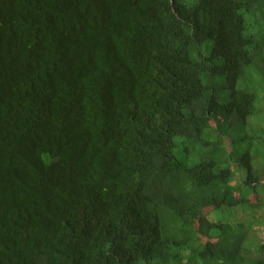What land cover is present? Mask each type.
I'll list each match as a JSON object with an SVG mask.
<instances>
[{"label": "trees", "instance_id": "16d2710c", "mask_svg": "<svg viewBox=\"0 0 264 264\" xmlns=\"http://www.w3.org/2000/svg\"><path fill=\"white\" fill-rule=\"evenodd\" d=\"M245 127L264 0H0V264H264Z\"/></svg>", "mask_w": 264, "mask_h": 264}, {"label": "rangeland", "instance_id": "374dc122", "mask_svg": "<svg viewBox=\"0 0 264 264\" xmlns=\"http://www.w3.org/2000/svg\"><path fill=\"white\" fill-rule=\"evenodd\" d=\"M198 0H181V3L186 5L189 8H192L195 6V4L197 3ZM246 22H247V26L248 29L251 30L249 32H252V25H256L257 29H262V27H258L257 25V20L260 21L262 24V20L261 17L256 13V16L254 13H250V14H246ZM228 138L230 141L233 142V146L232 149L234 150L235 155L239 154V155H244L247 153H251L252 156L254 157H260L262 159V161L264 162V135L261 134V132H258V130L252 129L250 127H245L239 130V132H232L231 130H228L226 132ZM211 146V145H210ZM185 147L187 148V151H183L185 153H183V158L182 160H184L187 164H194L196 163L199 159V154L200 153H205L208 152V150H201L200 147L198 145H196L193 141H187L185 143ZM235 163L237 164V162L235 161ZM260 161L254 160L253 164L255 167L258 168L259 171L264 172V167H262L260 165ZM235 176L233 179V183L234 180L240 176V173H236L235 172ZM253 211V213L257 214L256 216H262L263 217V222H254V228H255V232L254 235L261 238V234L262 236H264V205L260 206V207H253L251 209ZM231 212V211H230ZM220 214L218 215V218L222 221L224 220V213H226V211L223 212H219ZM236 215V218L234 220H244L247 218V213L244 212L243 210H238L234 213ZM211 220L212 221H217L216 218L214 217V215L211 216ZM182 255H187V254H182ZM188 256V255H187ZM187 256L185 257V259H187ZM175 260L176 259H172L170 264H175ZM138 264H144V263H138Z\"/></svg>", "mask_w": 264, "mask_h": 264}]
</instances>
